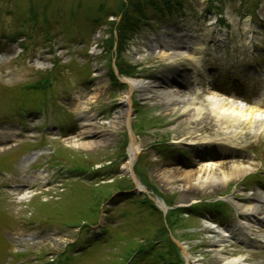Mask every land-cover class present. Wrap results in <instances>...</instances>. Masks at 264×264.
Returning <instances> with one entry per match:
<instances>
[{
  "label": "rangeland",
  "instance_id": "1",
  "mask_svg": "<svg viewBox=\"0 0 264 264\" xmlns=\"http://www.w3.org/2000/svg\"><path fill=\"white\" fill-rule=\"evenodd\" d=\"M250 61L264 64V0H0V264H54L64 251L65 264H219L215 247L264 264V221L233 202L261 198L264 179V65L250 80ZM221 73L231 101L262 111L235 135L155 96L203 102ZM127 79L145 87L128 124L116 121ZM209 159L219 188L197 186Z\"/></svg>",
  "mask_w": 264,
  "mask_h": 264
},
{
  "label": "bare ground",
  "instance_id": "2",
  "mask_svg": "<svg viewBox=\"0 0 264 264\" xmlns=\"http://www.w3.org/2000/svg\"><path fill=\"white\" fill-rule=\"evenodd\" d=\"M126 81V107L124 108V110H122L121 114L116 116V121L123 120L128 124V116L131 108V93L134 89H145V87L144 82L139 79H127ZM155 92V96L159 98V101L163 103V106L170 110V114L177 115L178 113L187 114L193 112L192 116L197 115V117H199L205 110L206 115H210L213 119L215 118L217 121L221 122L222 125L226 126L234 135L238 126L242 125V123L253 125V123H255L258 117L262 114V111L259 110L258 107H247V104L231 101L233 94L225 96L220 95L216 91L205 90L203 91L205 101L204 103V101L202 102L200 100H196L195 97H186V94L183 93L172 94L166 90H157ZM173 92L180 91L175 90ZM3 139H7V137H4ZM129 140L130 142L128 145V160H126V164L131 170V173L133 174L132 163L136 155L138 154V150L137 144L134 138L132 137V134ZM210 151L211 150H209L208 152L212 154L213 152ZM214 164L216 163H213L212 159H209L208 161H206L205 164L201 165L203 167H201L200 169L199 176H196L200 178L199 184L197 186L201 187L211 185L216 188L221 187L223 183V178L217 177L213 167H206ZM237 172L241 174L244 171L241 169H234L232 172V179L233 177L237 176ZM193 176L195 175L190 172V174L184 177V180L186 181L184 189L188 190V192L195 191L198 189V187L194 186V181L197 178ZM241 176L242 174L239 177ZM163 177L169 179L173 178L174 176L172 177L171 175H166L165 173H163ZM258 194L261 196V198L242 197V199H240L239 197L236 200H233V202L234 205L239 208L242 214H244L245 216H257L258 218L264 221V198H262V196H264V190L260 188L258 190L257 195ZM224 235H227V230L226 234ZM212 250L215 252V254L219 255V264H236L243 261L241 257L232 259L224 257L223 253L220 251L219 248L215 247Z\"/></svg>",
  "mask_w": 264,
  "mask_h": 264
},
{
  "label": "trees",
  "instance_id": "3",
  "mask_svg": "<svg viewBox=\"0 0 264 264\" xmlns=\"http://www.w3.org/2000/svg\"><path fill=\"white\" fill-rule=\"evenodd\" d=\"M161 4H162V2H160ZM153 5H155V4H153ZM156 7H160V6H156Z\"/></svg>",
  "mask_w": 264,
  "mask_h": 264
}]
</instances>
